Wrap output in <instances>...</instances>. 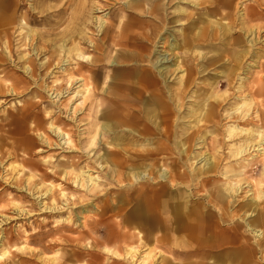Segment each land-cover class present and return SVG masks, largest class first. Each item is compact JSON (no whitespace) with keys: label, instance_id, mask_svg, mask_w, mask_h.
<instances>
[{"label":"bare ground","instance_id":"obj_1","mask_svg":"<svg viewBox=\"0 0 264 264\" xmlns=\"http://www.w3.org/2000/svg\"><path fill=\"white\" fill-rule=\"evenodd\" d=\"M48 1L50 0H34L33 4L27 7L26 0H0V44L4 39L3 52L5 58H8L7 66H4L5 75L8 79L11 77V82L7 85L0 80V93L3 90H7L9 94L30 91L39 95L37 102H40L39 92L42 89L47 92L54 109L46 110L44 116L51 118L47 123L48 129L57 140H52L42 131L43 119L38 120L36 127L41 131L40 139L49 148H66L67 152H79L72 144L70 132L57 124L60 119L58 115L53 118V114L56 108L59 111L66 109L68 117L71 114L70 119H74L72 114L76 110L73 106L75 100L82 97L86 99L90 92V84L86 83L85 77L74 75L82 72V66L78 65L77 61L91 62V56L85 52V45L101 49V44H97L98 40L93 38L95 34L89 31L90 26H93L98 36L99 32L104 31V67L108 66L105 62L107 49L111 45H119L124 51L118 52L116 59L109 62L112 66L126 68L128 75L123 77L118 73L104 76V112L101 110L99 116L104 121L102 120L98 130L99 134L104 135V152L96 159H91L95 138V135H92L76 159L66 158L52 164V158H43V162L49 165L48 170L40 174V182L35 183L32 189L28 187V182V186L23 184L24 190L34 198H40L42 212L53 214L69 212L73 204L75 205L77 196L67 190L66 183L74 190L83 191L78 200L87 197L98 199L103 195L104 203L101 202V205L87 202L82 204L83 208H79L82 213H86L90 211L87 204L96 206L99 209L95 214L104 215L115 225L112 231L105 227L104 235L108 234V240L112 241L119 236L118 228L122 226H131L134 231L131 235L135 236L138 242H143V238L165 239L172 230L179 234L182 229L186 233V251L189 253L195 245L199 246V243H194L192 235L195 229L198 232L204 230L200 218L206 216L203 211L199 212L198 207L188 205L187 199L184 201L185 179L189 178L192 186L200 176L206 175V179H209L211 173L215 175L226 164L220 172L226 179L227 192L222 189L217 191L221 204L216 209L223 213L221 221L232 220L225 225L232 230L233 236H225L223 232L220 236L218 229L214 227L215 224L212 226L208 223L216 230L211 232V240L228 243L230 246L228 255L215 253L217 262L214 264L251 263L249 252H256V246L264 243V167L259 177L253 180L257 191L250 193L253 197L239 205L240 213L236 216L252 233L253 244L242 243L240 237L235 234L241 224L236 222L232 218V212L225 208V204L229 202H225V196H236V193L242 190V184L250 182L244 175L250 171L249 164L251 165L250 161L254 155H258L257 162L264 165V130L257 123H253L254 118H250L249 110L253 99L244 93L248 68L244 66L243 61L247 57L257 55L253 47L260 38H249L255 33V29L252 26L246 28L245 24L264 17L260 14V9L264 8L260 7L261 3L253 0V4L246 6L241 12L236 7L237 0H190L192 10L181 6L186 0H61L59 4H48ZM185 4L190 5L188 2ZM105 5L113 8L109 15H95L96 12L101 13L107 9L104 8ZM195 9L200 12L194 13ZM126 12L128 14H124ZM30 23L42 24L43 27L32 28ZM170 26L180 27L171 33L167 31ZM16 31L17 35H14ZM177 33L181 34L180 39L177 38ZM15 40L17 43H14ZM29 47L32 52L26 51ZM128 47L133 49L129 50ZM205 48L208 50L204 51ZM176 52L179 54H175ZM42 53L46 54L45 61L38 64L34 56ZM172 53L173 56L169 57ZM15 55L20 62H24L23 74H17L15 66L10 64L15 62ZM172 59H175L173 63ZM3 60L4 57L0 55V66L4 65ZM186 62L191 64H186L187 67L184 68ZM56 68L59 70L57 72L68 75L67 87L61 84L58 77H55L51 84L40 85L36 77L41 74L52 75ZM176 71L182 73L177 76V86L173 91L166 81ZM195 74H201L200 76L208 80L207 84L201 86V91L190 88ZM218 74H221L220 78ZM78 81L80 83L74 87ZM235 83H238L237 86ZM222 86H225V91L220 93L216 89ZM231 89L234 94L237 93L238 101L233 107L226 109L223 118L227 123L226 128L219 131L217 124L222 119H219L218 109L228 96L233 95ZM186 97L192 98V101L187 111L181 115L179 110ZM31 106L35 107L36 104L23 106L14 116L2 115L4 125L8 126L15 120L28 118L32 111ZM182 118L187 120L180 121ZM260 119L262 121V117L258 118ZM207 126L209 129L206 130ZM209 133L210 137L213 136L209 137L207 142ZM178 134L177 142L175 139ZM173 145L177 146V151H174ZM27 146L26 149H29V145ZM202 147L206 148L205 151H195ZM251 147L257 151L256 154L249 152ZM211 149H215V156L206 151ZM200 158L204 161L202 166L192 167L191 174L183 171V168L182 171L175 172L186 161H191L192 166ZM81 162H84L83 165ZM94 163L99 168L104 167L106 171L104 189L101 188V176L92 168ZM56 165L62 166V169ZM50 175H58L64 183L47 181ZM33 176H27L26 180ZM43 185H46L45 191L41 189ZM112 188L118 192L112 191ZM55 191L64 198L62 204L58 205L55 201ZM45 198H51V206L42 200ZM17 202H14L16 207L19 205ZM18 212L21 215L26 210L18 208ZM115 217L119 218L114 220ZM249 217L253 218L247 220ZM72 219L71 214L65 217L60 215L55 218V223H69ZM173 223L177 225V229L172 228ZM95 224L100 228L97 222ZM104 225L109 224L104 222ZM97 226L93 230L98 231ZM60 229L55 228V231ZM250 245H254L255 251L249 250ZM126 252L134 264H150L154 261L155 264L157 257L164 253L162 250L141 253L135 246H129ZM116 253L121 256L118 251ZM1 256L8 257L11 262L16 261L14 254L8 249L0 251Z\"/></svg>","mask_w":264,"mask_h":264},{"label":"rangeland","instance_id":"obj_2","mask_svg":"<svg viewBox=\"0 0 264 264\" xmlns=\"http://www.w3.org/2000/svg\"><path fill=\"white\" fill-rule=\"evenodd\" d=\"M33 1L34 0H26V6H31L33 4ZM122 1L123 0H119V2ZM237 1L238 5L236 7H238L241 12L244 11V8L246 6L253 4V0ZM258 1L261 3L260 7H264V5H262L264 4V0ZM60 2L61 0H50L47 3L59 4ZM185 2H188L189 4L192 3L190 2V0H186L184 1V3H181V6L186 8L187 10H192V4L187 5L185 4ZM172 3L170 5H172ZM109 7L111 6L105 5L104 8L107 9H104L101 13L96 12L95 15H109V13L113 10V8ZM260 10V14L264 16V8ZM197 11L200 12L196 9L193 12L195 13ZM124 14L128 13L126 12ZM111 20L115 21V19L112 18ZM30 26L32 28L43 27L42 24L36 23H30ZM246 26H252L255 29V33L250 35L249 38L259 37L260 39L257 40L256 44L253 47L254 51L257 52V55H252L243 60L244 66L248 68V73L245 79L246 89L244 93L248 94L247 97L253 99V105H251L249 110V113H251L250 118H254L253 123H257V125L261 126V129L264 130V17L253 20L251 22H247L245 24V27ZM62 27L63 25L60 27V29ZM179 27L180 26H170L167 31L173 33V30L178 29ZM18 31H16L14 35H17ZM89 31L95 34L93 35V38H96L98 40L97 44H101V49L89 46V44L88 46L85 45V52L91 56V62H88V64L86 62L77 61L78 65L82 66V72L74 73V75H81L85 77L86 83L90 84V92L87 95L86 99L82 97L75 100L73 106L76 108V110L75 113L72 114V117L74 119H70L71 114H69L68 117L66 109L59 111L57 108L54 110L55 114H53V118L57 117L58 115L60 120L57 121V124L70 132V134L72 135V144H74L76 148L75 150L79 152H81V148L84 147L83 145L85 144L87 139H89V137H91L92 135H95L92 144L94 150H92L90 154L92 156L91 159L94 160L99 154H102L104 152V135L98 133L100 124L104 121L103 118H99L101 110H103L104 112V76H113L114 74L119 73L123 77H126L128 74L126 68L112 66L109 62V60L111 61L113 59H116L117 54L124 51V48L122 49L119 45H111L107 49L108 59H105V62L108 66L104 67V52H102L104 50V31L99 32V36L96 35L97 32L95 31L93 26H90ZM99 38H102V40ZM177 38L180 39L181 34H179ZM3 42L4 39L0 44V55L1 57H4V60L2 62L4 63V65L1 64L0 66V80L2 79L1 82L4 83V85H7L9 82H11V77H9L8 79L5 75L6 69H4V66H7L6 64L8 62V58H5V53L3 52ZM14 43H17V40H15ZM116 49H118L119 51ZM127 49L132 50L133 48L128 47ZM28 50L31 51V48L29 47L28 49H26V51ZM207 50V48L204 49V51ZM175 54H179V52H176ZM45 55L46 54L43 53L35 55L34 58H37H35V62L39 64L41 61H45ZM40 56H42V59L40 58ZM172 56L173 53L170 54L169 57ZM13 59H15V62H10V64L12 63V65L15 66L17 74H23L24 72L22 66L24 65V62H20L18 58H16V55L13 57ZM174 61L175 59H172L171 63H173ZM195 62H197V60ZM186 64H191V62H186L184 64V68L187 67ZM54 71L57 72L59 70L56 68ZM87 71L89 73H87ZM56 72L49 76H45L43 74L38 75L36 78L37 81L41 84H37L45 86L47 84H51L52 80L55 77H58L61 84L64 85V87H67L68 75H66L65 73ZM213 72L216 73V71ZM181 73V71L174 72V75H170L167 79L168 81H166L168 86H170L173 91L177 86L175 85V82H177V76H179V74ZM200 75L201 74L194 75L193 83L190 85L191 90L200 89L201 91L203 89L201 86L207 84L208 80ZM219 75L221 74H218V77L220 78L221 76ZM79 83V81L75 83L74 87H76ZM237 84L238 83H235L236 86ZM216 90L222 93L225 91V86H222L221 88L219 87V89ZM231 92L233 93V89H231ZM39 93L41 95L40 102H37V98H39V95L30 91L27 93L22 92L20 94H9L7 90H3L0 93V140L2 142L0 144V148L2 150V152L0 153V251H2L3 249L10 250L14 254V259L16 260L15 262H11L12 260L8 259V257L1 256L0 264H134L126 252L129 246H135L141 251V253H151V251L162 250L164 253L162 256L157 257L155 264H184V260L188 253L186 251V248H183V250L181 249V239H183L181 238V234L176 235V233L170 232V235H168L165 239L157 240L156 238H143V242H138L139 240L135 236L131 235L134 232L131 229V226H122L118 228L120 232L119 236L115 237V239H112V241L111 239L108 240V234L104 235V231L106 228L112 231L113 229H115V225L110 223L108 218L104 217V215H98L97 213L95 214L96 210L99 209L96 208V206L87 204V208L90 211L86 213H82L83 211H81L79 208L80 206H82V204L85 205L84 203L87 202H92L93 205L98 204L97 206L101 205V202L104 203L103 195L98 199L87 197L78 200V197H82L83 191L74 190L68 183H66V186L68 187L67 190L77 196L75 205L73 204V207L69 210V212L63 211L60 214H53L51 212H42L40 210V198L36 199L27 191H25V188H23V184L25 186V184L27 185L28 182L29 186H27L32 189V187H35V183L40 182V174L47 171L49 168V165H47L46 162H43V158H52L51 163L57 164L58 161L65 160L66 158L76 159L80 153L76 151L67 152L66 148H49L40 139L39 133L41 131L37 129L36 124L38 120L41 121L42 119V122L44 123L42 131L48 134L52 140H57V137H55V135L48 129L47 123L48 121H51V118L44 116L46 110L54 109V105H52L51 98H49V95L46 94L47 92L44 89H42V91H40ZM227 98L226 101L223 102V105L218 109L219 119H222L220 120V123L218 122L217 124L219 131L225 130L227 123L225 119H223L225 117L224 114L227 108L233 107L234 104L238 101V95L237 93H233V95H230ZM62 100H64L63 102L65 103V99L62 98ZM191 101L192 98H184V105L182 106L181 110H179L180 113L182 112L181 115H183V113L187 111V107ZM31 103L36 104V106H31L32 111L28 118L24 120H15L12 123L8 124V126L4 125L5 122L1 119L2 115H17L19 113V109L22 110L23 106L26 107L28 105H31ZM258 115L259 117H262V121L261 119L258 120ZM186 120L187 118H182L180 121L185 122ZM250 126L251 125H249V127ZM207 129H209L208 126L206 127V130ZM79 134H82V136H79ZM210 135L211 134L209 133L207 142H209L210 138H212L213 136L212 135L210 137ZM79 138L81 139L79 140ZM175 140L177 142L179 141V134L176 135ZM95 142L96 144L94 145ZM27 145H29V149H26L28 147ZM173 146L174 151H177V146ZM205 149L206 148L202 147L200 149H195V151H205ZM206 151L210 155L215 156V149ZM226 151L227 149H225V152ZM249 152H251V154L257 153V151H255L253 147L250 148ZM93 153H95V155H92ZM257 160H259V156L254 155V158L250 161V167L248 166L250 171L246 175H244L250 182H246L247 184H242V190H239V192L236 193V196L232 198L225 196V202L229 200V202H227V205L225 204V208L229 210V212H232V214L234 215L232 218L236 222L241 224V227L235 230V234L240 237L242 243L246 242L247 244L250 242L253 244L254 238L252 237V233H250V231L246 228L245 223L238 219L236 216L238 215V213H240L239 207L241 206V204L253 197V194L250 193H255L257 191V189H255L256 186L254 185L253 180L259 177L262 167H264V165L257 162ZM190 162L191 161H186L185 164L181 168L176 169L175 172L179 170L182 171L183 168V171L191 174V168H199L200 166H202V163L204 161L201 160V158L197 159V162L195 161L193 163L194 165L192 166H190ZM83 163L84 162H81V165H83ZM56 166L58 167L60 165ZM226 166V164L223 165V168L220 169L218 173L215 174L214 172L215 175L211 173L209 179H206V175H202L193 182L194 185L192 186L190 185L191 181L188 180L189 178L185 179L186 184H183V196L185 197L184 201L185 199H187L188 205L198 207L199 212L203 211L204 215L208 217V221H219L220 226H222L223 228H227V226L225 225L226 222L232 221H221V216H223V213L220 209H216L221 204V197L217 191L219 189H222L224 192H227V182H225L226 179L221 174ZM59 168L62 169V166H60ZM92 168L94 171H96L97 174L101 176V188L104 189V176L106 175L104 167L99 168V166L94 163ZM32 174L34 175L33 178L31 177L29 179L30 181H27L26 177ZM50 177L49 179H47V181H51L52 183H64L61 181V178L58 175H50ZM30 182L31 184H29ZM41 189L45 191L46 185H43ZM247 190L249 191L246 193ZM112 191L118 192L114 188H112ZM54 195L55 201L58 205L62 204L65 201L64 198L59 196L57 191H55ZM14 200L18 201L17 203L20 206L18 205V207H16L14 204ZM42 200L49 206L52 205L51 198H45ZM69 202L71 204V201ZM83 207L84 206H82L81 208ZM18 208L25 209L27 213L24 212V214L19 215ZM68 214H71V216H73L71 222L55 223L56 217L60 215L65 217ZM84 215L85 218H83ZM118 218L119 217H115L114 220H117ZM252 218L253 217H249L247 220H251ZM95 222L98 223L100 228L95 224ZM104 222H107V224L109 225H104ZM63 226H68L69 228H64ZM96 226L99 228L98 231L93 230L96 229ZM55 228L61 229L60 231H55ZM228 230L232 231L230 230V228ZM156 237H158V235H156ZM254 245L249 246L250 251L256 250V252H249V256L251 258L250 262H252L248 264H264V251H262V249H264V243H262L259 247L256 246L255 250L253 249ZM192 250L190 252H192ZM117 251L121 256L116 253ZM163 256H166V260H164ZM154 262L150 264H154Z\"/></svg>","mask_w":264,"mask_h":264},{"label":"crops","instance_id":"obj_3","mask_svg":"<svg viewBox=\"0 0 264 264\" xmlns=\"http://www.w3.org/2000/svg\"><path fill=\"white\" fill-rule=\"evenodd\" d=\"M205 217H201L200 218V222L202 223V226H203V228H204V230L202 229V230H200L199 232L197 231V229H195L194 230V232H193V237H194V239H193V241H194V243L195 242H197V243H199V246H197V245H195L194 246V248H193V250H192V248H191V250H192V252H189L188 253V255H186V258H185V260H184V264H187L188 262H193L194 264H210V263H205V262H211V264H214V262H217L215 259V257H217L216 256V254L215 253H217V254H219L218 252H222V253H226V255H228V250L230 249L229 247L230 246H228V243L226 244V243H219V242H216L215 240L214 241H212L211 239V236H210V234L212 235V233H213V231H216L215 229H214V227L215 228H217L218 229V234L220 235V236H222V232L224 233V235L225 236H233L232 234H233V232L232 231H229L228 229L229 228H223V227H220L219 226V221H205L204 222V220L205 219H208V217H206L205 219H204ZM176 224H177V221L175 222ZM212 224V226H213V223L215 224V226L214 227H210V225L209 224ZM216 225H218V226H216ZM171 226H172V228H175V229H177V225L175 226V224L173 223V225L171 224ZM208 228H207V227ZM180 233L179 234H181V238H183V239H181L182 240V247H181V249L182 248H186V233H184L183 231H182V229H180V231H179ZM183 232V233H182ZM212 232V233H211ZM232 232V233H231ZM171 233H174L173 232V230H172V232ZM178 234V232H176V235ZM183 234V235H182ZM183 236V237H182ZM205 238V239H204ZM201 243H203V244H201ZM204 243H205V245H204ZM231 243V242H230ZM212 244H214V245H212ZM184 245V246H183ZM203 247H202V246ZM204 246H205V248H204ZM201 247V248H200ZM217 247V248H216ZM214 248V249H213ZM202 249V250H201ZM203 251V252H202ZM188 256V257H187ZM195 256V257H194ZM207 256V257H206ZM204 257H206V258H204ZM165 259L164 260H166V257H164ZM187 260V261H186ZM189 260H191V261H189ZM198 260H200V261H198ZM203 260H205V262L203 261ZM187 262V263H186ZM200 262V263H199ZM202 262V263H201Z\"/></svg>","mask_w":264,"mask_h":264}]
</instances>
